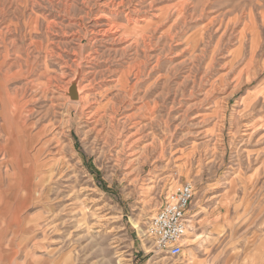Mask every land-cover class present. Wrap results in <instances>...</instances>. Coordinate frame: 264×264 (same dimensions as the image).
<instances>
[{"label": "rangeland", "instance_id": "1", "mask_svg": "<svg viewBox=\"0 0 264 264\" xmlns=\"http://www.w3.org/2000/svg\"><path fill=\"white\" fill-rule=\"evenodd\" d=\"M0 145V264H264V0H0ZM188 182L173 257L147 229Z\"/></svg>", "mask_w": 264, "mask_h": 264}, {"label": "built area", "instance_id": "2", "mask_svg": "<svg viewBox=\"0 0 264 264\" xmlns=\"http://www.w3.org/2000/svg\"><path fill=\"white\" fill-rule=\"evenodd\" d=\"M194 192L193 184L185 183L176 192L166 196L163 205L152 217L147 235L157 251L173 257L183 253Z\"/></svg>", "mask_w": 264, "mask_h": 264}, {"label": "crops", "instance_id": "3", "mask_svg": "<svg viewBox=\"0 0 264 264\" xmlns=\"http://www.w3.org/2000/svg\"><path fill=\"white\" fill-rule=\"evenodd\" d=\"M15 177L19 185L18 189L12 193L11 198L8 199L5 192L3 194L0 193V224H2L0 227H3V225H7V228L15 227L17 232L20 233L24 231V224L28 221V196L25 188L27 186V175L19 174V176L15 175ZM38 228L39 225L31 224L30 231L34 233Z\"/></svg>", "mask_w": 264, "mask_h": 264}, {"label": "bare ground", "instance_id": "4", "mask_svg": "<svg viewBox=\"0 0 264 264\" xmlns=\"http://www.w3.org/2000/svg\"><path fill=\"white\" fill-rule=\"evenodd\" d=\"M81 67L79 65L77 71L75 72L73 78L70 81V85L75 82L76 86H77V94H78V99L73 101L71 100L69 97V100L73 103H77V104H81L82 101L84 100V89L82 87V79H81ZM65 94L68 96V90L65 92ZM190 222V221H189ZM136 227H138V225H136ZM187 236V235H186ZM186 238V237H185Z\"/></svg>", "mask_w": 264, "mask_h": 264}, {"label": "water", "instance_id": "5", "mask_svg": "<svg viewBox=\"0 0 264 264\" xmlns=\"http://www.w3.org/2000/svg\"><path fill=\"white\" fill-rule=\"evenodd\" d=\"M68 94H69L71 100L75 101L78 99L77 86H76L75 82H73L71 84Z\"/></svg>", "mask_w": 264, "mask_h": 264}]
</instances>
